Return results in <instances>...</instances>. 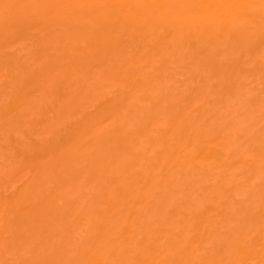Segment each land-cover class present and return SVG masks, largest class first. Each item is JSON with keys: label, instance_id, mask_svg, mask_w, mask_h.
<instances>
[{"label": "bare ground", "instance_id": "1", "mask_svg": "<svg viewBox=\"0 0 264 264\" xmlns=\"http://www.w3.org/2000/svg\"><path fill=\"white\" fill-rule=\"evenodd\" d=\"M0 264H264V0H0Z\"/></svg>", "mask_w": 264, "mask_h": 264}]
</instances>
